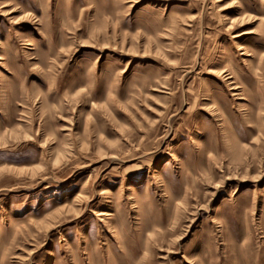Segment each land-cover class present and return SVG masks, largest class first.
<instances>
[{
  "label": "rangeland",
  "instance_id": "374dc122",
  "mask_svg": "<svg viewBox=\"0 0 264 264\" xmlns=\"http://www.w3.org/2000/svg\"><path fill=\"white\" fill-rule=\"evenodd\" d=\"M0 264H264V0H0Z\"/></svg>",
  "mask_w": 264,
  "mask_h": 264
}]
</instances>
